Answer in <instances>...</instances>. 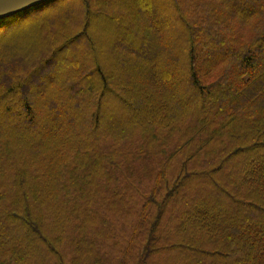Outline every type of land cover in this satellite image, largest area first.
Returning <instances> with one entry per match:
<instances>
[{"label": "trees", "instance_id": "obj_1", "mask_svg": "<svg viewBox=\"0 0 264 264\" xmlns=\"http://www.w3.org/2000/svg\"><path fill=\"white\" fill-rule=\"evenodd\" d=\"M136 3L0 19V264H264V0Z\"/></svg>", "mask_w": 264, "mask_h": 264}, {"label": "rangeland", "instance_id": "obj_2", "mask_svg": "<svg viewBox=\"0 0 264 264\" xmlns=\"http://www.w3.org/2000/svg\"><path fill=\"white\" fill-rule=\"evenodd\" d=\"M31 2H37V1H40L41 0H30ZM132 1V0H131ZM148 0H135V2H137L136 4H139V5H145L146 2ZM39 3V2H38ZM13 6V8H11ZM132 10L135 9V6L133 8V6L131 4L128 5ZM10 9V10H9ZM19 10L21 9L20 6L16 5L15 3H13V0H0V12L4 13L5 15L6 14H11L12 11H15V10ZM133 12V11H131ZM122 17H125V16H122ZM146 22V20H145ZM131 34V33H130ZM128 34V36L130 37L131 35ZM120 43V42H119ZM125 44V42H124ZM125 47H128V43L125 44ZM131 47H129V49H131ZM136 48V47H135ZM134 48V49H135ZM80 51V48L79 47H76L71 53L68 54V56H59L55 59L54 63L52 64V71L55 73V76L57 77L53 82L55 83H59V87H65L67 84H70L72 81H73V75H71V77H66L67 76V73L65 74V67L67 68L68 66H73V64L76 65V60L75 62L73 61V55L76 53H79ZM115 57H113L112 60H110L109 62V65H111V68H110V71L113 72V68L117 67V69L120 70V62L118 60L117 57H119L120 55L122 56V60H125L126 57L125 54L122 52L121 50V47H116L115 50ZM117 55V56H116ZM101 58H104V57H101ZM74 62V63H73ZM70 64V65H68ZM135 71V70H134ZM136 72V71H135ZM129 73V72H128ZM126 74L125 72H121L119 71V73H112L113 74V77L114 79H117L118 81H122L123 82V86H125L126 84L130 83V81H132L133 85H141V81H139L137 79V73H132L131 75L130 74ZM39 77H37L36 79L33 80V82L28 86L27 88V95L29 97V95L31 96L32 93H39V89L38 87H36L37 84L41 83V80L38 79ZM94 80V79H93ZM96 82V80H94ZM66 84V85H65ZM26 95V96H27ZM41 99V98H39ZM64 105H66L65 107H62V111L61 113H64V116L60 114V117H62L63 120H67V117L68 115H66V110H67V107H68V104L65 103L64 101ZM56 106H59V105H56ZM70 106V105H69ZM116 110L120 111L119 107H114ZM121 117V115H120ZM120 119H118V121L116 122V124H119L120 123ZM51 127V126H50Z\"/></svg>", "mask_w": 264, "mask_h": 264}, {"label": "snow or ice", "instance_id": "obj_3", "mask_svg": "<svg viewBox=\"0 0 264 264\" xmlns=\"http://www.w3.org/2000/svg\"><path fill=\"white\" fill-rule=\"evenodd\" d=\"M13 3L20 7H29L30 6V0H13ZM41 73H37V76L39 77Z\"/></svg>", "mask_w": 264, "mask_h": 264}, {"label": "water", "instance_id": "obj_4", "mask_svg": "<svg viewBox=\"0 0 264 264\" xmlns=\"http://www.w3.org/2000/svg\"><path fill=\"white\" fill-rule=\"evenodd\" d=\"M42 1H44V0H41V2H42ZM38 2H40V1H37V2H31V1H30V6H32L33 4H36V3H38ZM30 6H29V7H30ZM11 8H13V6H12ZM20 8H21V9H19V10L17 9V10H15V11H12L11 14H13V13H15V12H18V11H20V10H23V9H25V8H27V7H20ZM9 10H10V9H9ZM1 13H2V12H1ZM7 15H10V13H9V14H6V15H5L4 13H3V14H0V19L3 18V17H5V16H7Z\"/></svg>", "mask_w": 264, "mask_h": 264}, {"label": "flooded vegetation", "instance_id": "obj_5", "mask_svg": "<svg viewBox=\"0 0 264 264\" xmlns=\"http://www.w3.org/2000/svg\"><path fill=\"white\" fill-rule=\"evenodd\" d=\"M40 5H43V4H40ZM40 5H39V6H40ZM37 6H38V5H37ZM30 8H33V7H30ZM27 9H29V8H26L25 10H27ZM0 14H3V13L0 12Z\"/></svg>", "mask_w": 264, "mask_h": 264}]
</instances>
